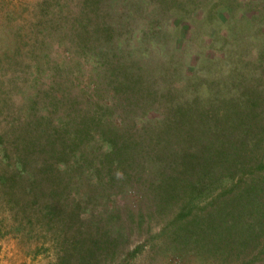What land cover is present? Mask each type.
I'll list each match as a JSON object with an SVG mask.
<instances>
[{"label":"rangeland","instance_id":"1","mask_svg":"<svg viewBox=\"0 0 264 264\" xmlns=\"http://www.w3.org/2000/svg\"><path fill=\"white\" fill-rule=\"evenodd\" d=\"M0 264H264V0H0Z\"/></svg>","mask_w":264,"mask_h":264}]
</instances>
